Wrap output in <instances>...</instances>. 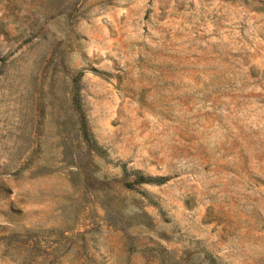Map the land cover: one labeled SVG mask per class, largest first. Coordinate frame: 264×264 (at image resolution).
Segmentation results:
<instances>
[{
    "label": "rangeland",
    "instance_id": "1",
    "mask_svg": "<svg viewBox=\"0 0 264 264\" xmlns=\"http://www.w3.org/2000/svg\"><path fill=\"white\" fill-rule=\"evenodd\" d=\"M0 264H264V0H0Z\"/></svg>",
    "mask_w": 264,
    "mask_h": 264
},
{
    "label": "trees",
    "instance_id": "2",
    "mask_svg": "<svg viewBox=\"0 0 264 264\" xmlns=\"http://www.w3.org/2000/svg\"><path fill=\"white\" fill-rule=\"evenodd\" d=\"M79 77L80 74L75 77L72 80V104L74 107L75 112L77 113V118H78V122H79V130L81 132V138L82 140L86 143L87 147L89 148V150H91L92 152H95L99 155H103L105 154V150H103L101 147H99L96 143V141L94 140L89 128H88V122L85 116V113L82 109V104H81V100H80V86H79ZM135 179L133 184H131L129 187H133L136 185H143V184H156V185H160L166 182V179L163 178H146L143 175L139 174V173H135L134 174ZM214 260L211 259V263Z\"/></svg>",
    "mask_w": 264,
    "mask_h": 264
}]
</instances>
